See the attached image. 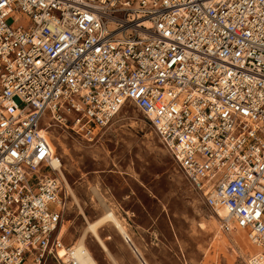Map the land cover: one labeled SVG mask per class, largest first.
<instances>
[{"label":"built area","instance_id":"2783aa9c","mask_svg":"<svg viewBox=\"0 0 264 264\" xmlns=\"http://www.w3.org/2000/svg\"><path fill=\"white\" fill-rule=\"evenodd\" d=\"M127 103L264 264V0H0V264H80L48 128Z\"/></svg>","mask_w":264,"mask_h":264},{"label":"rangeland","instance_id":"374dc122","mask_svg":"<svg viewBox=\"0 0 264 264\" xmlns=\"http://www.w3.org/2000/svg\"><path fill=\"white\" fill-rule=\"evenodd\" d=\"M47 135L77 197L67 211L68 242L81 235L86 217L114 209L127 220L147 264H248L253 246L245 233L221 226L133 104L93 140L59 125L49 127ZM100 233L110 253L91 233L87 245L101 264H143L113 225Z\"/></svg>","mask_w":264,"mask_h":264},{"label":"bare ground","instance_id":"6f19581e","mask_svg":"<svg viewBox=\"0 0 264 264\" xmlns=\"http://www.w3.org/2000/svg\"><path fill=\"white\" fill-rule=\"evenodd\" d=\"M53 164H54V166L56 168L60 167V173L65 178L67 189H68L69 192H71L72 199H74L77 202V197H76V195L74 193L73 187L69 183V181H68V179H67V177L65 175V172H64V170L62 168L63 167V163H62L61 159L60 158L55 159L53 161ZM118 213L114 209H108V210L103 211L95 219L91 220L88 217H86V225H85L81 235L75 241H73V243H74L73 245L74 246H73L72 251H71V255L75 259H77L80 262V264H101L97 260L96 256L92 253V251L90 250V248L87 245V237H88V235H90L89 233H91V235L94 237V239L97 242V244L102 248V250L104 252L110 253V249H109L105 239L103 238V236L100 233V228L103 227L104 225H107V224L113 225L114 228H116V230L119 232V234L125 240V242H127L129 245L132 246L134 252H136V255L139 256V258L141 259L142 263L143 264H147V262L142 257V255L140 254L139 250L137 249V247L133 243L132 236H131V234L129 232L127 220L124 217L121 216L122 214L120 215ZM212 215L215 218H217L218 221H220V218L224 216V211L220 210L218 215H214V214H212ZM220 224H221V221H220ZM67 230H68V227H67L66 224H64L62 229H61V234L64 235L67 232ZM235 232H239V233L240 232H244L248 242L253 246V249L248 254V256L250 257L253 254L255 248H254L253 243L249 239L246 230H244V229H240V230L236 229ZM232 233H234V232H232Z\"/></svg>","mask_w":264,"mask_h":264},{"label":"trees","instance_id":"16d2710c","mask_svg":"<svg viewBox=\"0 0 264 264\" xmlns=\"http://www.w3.org/2000/svg\"><path fill=\"white\" fill-rule=\"evenodd\" d=\"M95 255V254H94ZM98 260V259H97Z\"/></svg>","mask_w":264,"mask_h":264}]
</instances>
